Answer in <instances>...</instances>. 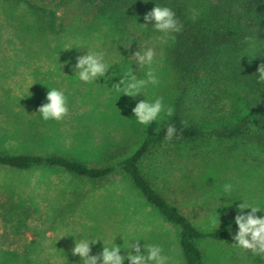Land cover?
Returning <instances> with one entry per match:
<instances>
[{"label": "trees", "instance_id": "trees-1", "mask_svg": "<svg viewBox=\"0 0 264 264\" xmlns=\"http://www.w3.org/2000/svg\"><path fill=\"white\" fill-rule=\"evenodd\" d=\"M155 5L171 7L182 24L164 49L165 61L179 79L172 115L163 124L176 129L174 136L168 139L162 125L146 131L138 140L130 134L116 138L97 149L95 157L100 163L57 152L44 155L0 148V168L17 174L32 170L64 173L93 183L120 173L165 222L176 228L184 263L204 264L198 242L224 239L228 231L203 229L195 212H185L167 199L159 178L186 162L210 165L238 158L251 162L255 169L264 166V80L256 75L264 64V2L0 0V37L8 34L22 43L67 36L76 24L74 16L66 19L59 13L63 6L73 8L79 17L86 15L88 24L106 26L118 38L135 31L141 34V29L154 35L151 25L145 28L137 23L144 24L143 17ZM193 7L201 11L195 21L190 18ZM23 51L29 53L31 49ZM23 111L7 109L0 103V144L10 139L25 146H41L53 140L55 130L44 129L53 124L51 121L26 117ZM60 131L55 132L59 137ZM31 199L0 183V220L6 235L23 234L29 211L41 210ZM61 201L56 197L51 200L49 209L55 216L68 208ZM0 264L44 262L23 259L22 263L18 252L0 247Z\"/></svg>", "mask_w": 264, "mask_h": 264}, {"label": "rangeland", "instance_id": "rangeland-1", "mask_svg": "<svg viewBox=\"0 0 264 264\" xmlns=\"http://www.w3.org/2000/svg\"><path fill=\"white\" fill-rule=\"evenodd\" d=\"M72 9L67 6L59 9L66 19L75 17L76 25L67 36H48L44 41L22 43L8 34L3 33L0 37L1 104L17 112L25 110L22 113L32 118L39 117L36 112L46 103L47 88L59 87L69 99V112L63 120L51 121L53 124L44 128L48 126V130L55 132L61 129L60 137L54 132L53 140L51 138L41 146H25L6 139L0 148L44 155L57 152L88 163H100L95 155L99 147L128 134L135 140L141 139L146 131L156 130L164 124L166 117L161 125L152 122L149 127L142 126L133 115L136 104L143 99L162 97L165 107L172 108L176 96L179 79L165 61V45L158 43V34L151 35L141 29V34L135 31L129 37L118 38L106 26L88 24L86 15L79 17ZM77 42H83L91 50L105 52L111 62L109 73L98 83L84 84L71 76L77 57L84 55L86 50H66L64 45ZM149 42L157 45V62L153 68L159 83L147 84L145 96L141 93L133 98L118 93L116 84L127 70L133 68L137 77L142 76L135 63L132 65L128 59L138 50V45ZM25 49L31 51L24 52ZM215 162L210 165L195 162L175 165L165 177L159 178L158 184L169 201L185 212H195L203 229L228 231L224 239L198 242L204 254V264H264V258L231 246L238 231L234 219L240 214L238 206L241 201L259 204L264 210V166L255 169L251 162L238 158L223 160L219 164ZM0 183L9 184L24 198L31 197L41 209L39 212L29 211L24 232L16 237L5 234L0 220V247L18 252L22 263L25 259L34 263L42 260L44 264H80L79 257L72 255L75 239L79 238L77 235L95 234L111 240L114 235L122 233L125 240L135 235L146 243H159L169 252L170 264H185L176 228L165 222L130 180L120 173L93 183L64 173L32 170L17 174L0 168ZM225 185H231V190L225 191ZM54 197L68 206L56 216L53 209H49ZM217 207H220L217 209L219 217L215 216V219H220V226L218 223L213 225ZM248 211L245 210V214ZM257 216H264V213H257ZM144 241L139 242L141 246ZM116 243L122 246L123 238L118 236ZM101 250L102 242H98L92 247V254ZM121 255H127L126 250L122 249Z\"/></svg>", "mask_w": 264, "mask_h": 264}, {"label": "clouds", "instance_id": "clouds-1", "mask_svg": "<svg viewBox=\"0 0 264 264\" xmlns=\"http://www.w3.org/2000/svg\"><path fill=\"white\" fill-rule=\"evenodd\" d=\"M200 15V9L195 7L190 9V18L193 21L197 20ZM143 19L144 24L136 23L145 28L151 25V30L158 34L156 39L161 46L167 44L173 34L179 33L182 29L177 12L168 6L155 5ZM64 48L66 50H86L84 55L77 57L76 64L73 67L74 75L71 76H75L78 81L84 84L98 83L109 73L111 62L106 58L105 52L91 50L83 42L67 44L64 45ZM128 60L132 65L135 63L136 70L140 71L142 76L137 77L133 68L127 70L126 74L116 84V91L133 98L141 93L145 96L144 88L147 84L159 83L158 76L153 68V65L157 62L156 43L149 42L144 46L138 45V50ZM66 63H71V61ZM144 69H147V71L144 72ZM256 75L259 80H264V64L259 67ZM47 89L46 103L42 104L36 113L45 122L61 121L69 112L68 96L59 87ZM133 115L139 125L149 127L152 122L161 125L165 117L172 115V109L171 107H165V101L162 97H156L139 101L133 109ZM163 127L166 137L171 139L176 133V129L171 125L166 127L163 125ZM224 187L225 191L231 190V185H225ZM218 208L220 207L215 209L213 225L218 223L220 226V219L218 221L215 219V216H218ZM245 210L250 211L245 214ZM238 211L240 214L234 219L238 231L233 237L235 243L231 246L241 252H251L254 257L264 258V216H257V213H264V210L261 209L259 204L241 201ZM230 230L231 225H229ZM77 236L79 238H76ZM77 236H72L76 238L72 255L79 257L80 264H125L126 261L128 264H170L171 256L165 247L159 243H146L142 238H137L135 235L130 236L127 240H125L122 233L114 235L111 240L106 236L95 234H80ZM118 236L123 238L122 246L116 243ZM141 240L144 241L142 246L139 243ZM98 242H102V250L98 254H92V247ZM122 249L126 250L127 255H121Z\"/></svg>", "mask_w": 264, "mask_h": 264}, {"label": "crops", "instance_id": "crops-1", "mask_svg": "<svg viewBox=\"0 0 264 264\" xmlns=\"http://www.w3.org/2000/svg\"><path fill=\"white\" fill-rule=\"evenodd\" d=\"M14 104V103H13Z\"/></svg>", "mask_w": 264, "mask_h": 264}]
</instances>
